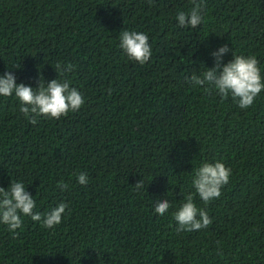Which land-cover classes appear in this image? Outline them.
Instances as JSON below:
<instances>
[{
    "label": "trees",
    "instance_id": "16d2710c",
    "mask_svg": "<svg viewBox=\"0 0 264 264\" xmlns=\"http://www.w3.org/2000/svg\"><path fill=\"white\" fill-rule=\"evenodd\" d=\"M192 7L0 0V75L32 87L66 78L84 98L78 111L33 125L14 95L0 96V186L23 182L36 212L68 205L51 229L28 216L18 235L0 224V264H264V90L241 109L187 79L213 67L211 53L225 44L223 63L254 55L264 76V0H203L201 25L180 26L177 13ZM124 29L149 36L144 65L119 47ZM57 62L73 71L58 76ZM216 160L230 181L205 205L194 169ZM189 193L213 223L177 232L172 213ZM165 198L172 207L160 216L154 207Z\"/></svg>",
    "mask_w": 264,
    "mask_h": 264
},
{
    "label": "clouds",
    "instance_id": "9594fccd",
    "mask_svg": "<svg viewBox=\"0 0 264 264\" xmlns=\"http://www.w3.org/2000/svg\"><path fill=\"white\" fill-rule=\"evenodd\" d=\"M151 3V0H149ZM203 0H193V7L188 12L179 11L176 15L178 23L182 27L197 28L201 25L203 16ZM119 47L123 49L127 57L140 65L150 60L152 48L149 36L144 32L124 29L119 33ZM231 49L227 44L211 53L215 63L213 67H206L198 75L187 77L194 87H202L206 93H215L222 98L229 96L241 109H248L255 98L264 90V76L261 75L259 60L254 55H236L227 63H223V56ZM19 67V66H14ZM58 76L63 77L72 72L74 65L69 62L64 65L57 62L54 65ZM112 89H108L111 95ZM15 96L20 104L19 111L33 125L38 123L41 116L59 120L67 116L69 112L78 111L84 104L82 93L71 86L68 79H52L45 81L40 79L37 87L17 83V78L12 71L0 75V96ZM231 168L220 160L215 162L204 161L194 169L192 186L195 194L205 205L218 199L222 195V188L230 181ZM78 183L86 185L88 176L79 173ZM57 187L66 190L68 185L58 182ZM143 187L140 180L135 184L137 190ZM183 202L172 213L177 222V232H193L209 227L213 220L208 212L198 207L194 202V194L184 195ZM36 201L33 195L26 190L21 181L11 180L7 188L0 186V224L7 225L9 231L16 232L23 225L22 216L31 217L33 221L40 222L44 228H54L62 222L63 214L68 205L64 202L47 212H36ZM172 207L165 198L156 202L154 211L163 216ZM222 254V253H221Z\"/></svg>",
    "mask_w": 264,
    "mask_h": 264
}]
</instances>
